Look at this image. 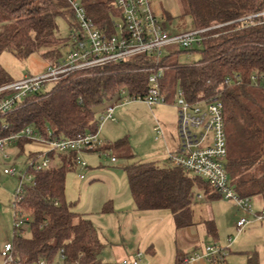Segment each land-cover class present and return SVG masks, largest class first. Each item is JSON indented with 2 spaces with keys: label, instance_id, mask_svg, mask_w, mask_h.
<instances>
[{
  "label": "trees",
  "instance_id": "obj_1",
  "mask_svg": "<svg viewBox=\"0 0 264 264\" xmlns=\"http://www.w3.org/2000/svg\"><path fill=\"white\" fill-rule=\"evenodd\" d=\"M71 1L0 0V55L10 52L26 60L42 52L47 62L59 60L60 50L68 48L69 38L57 35L56 19L65 18L71 30L78 26L70 9ZM77 1L99 29L114 32L112 23L120 19L115 0ZM181 1L182 16L190 17L192 30L235 21L264 10V0ZM239 28L238 23H234L206 34L199 46L200 60L194 65L180 64L175 59L179 51L166 56L160 64L167 69L162 90L169 98L180 88L191 103L214 99L222 102L228 140L226 167L232 186L242 197L261 196L264 199V25ZM153 66L151 58L138 56L124 63L76 72L49 92L29 96L15 111L0 119V138L26 127H33L42 134L51 131L54 138L95 133L106 103L125 94L129 97L146 94L149 73L141 70ZM254 75L263 76L258 86L252 81ZM238 77L242 84L226 83ZM10 82L12 78L0 65V86ZM2 124H6L7 129H2ZM22 140L17 144L20 147L29 142ZM105 151L125 160L135 156L126 138L103 145L97 152ZM31 157L36 158L37 154ZM59 157L62 166L33 172L31 184L26 185L23 199L14 209L15 213L31 218L27 221L30 237L14 234L15 264H40L42 261L55 264L62 256L64 264L75 261L101 264L99 256L103 245L97 229L67 201L65 182L69 170L64 158ZM50 158L54 160V154ZM124 170L138 210L168 209L174 215L177 228L191 223L195 186L218 195L206 182L187 177V172L181 168H158L153 163L139 161L127 165ZM104 211L108 212L109 206ZM191 254L178 253L176 264H184V258ZM248 264H257V261L250 256Z\"/></svg>",
  "mask_w": 264,
  "mask_h": 264
},
{
  "label": "built area",
  "instance_id": "obj_2",
  "mask_svg": "<svg viewBox=\"0 0 264 264\" xmlns=\"http://www.w3.org/2000/svg\"><path fill=\"white\" fill-rule=\"evenodd\" d=\"M115 6L120 13V22L117 24L113 21L114 32L108 33L97 27L79 1L72 0L70 9L75 15L78 26L72 29L69 35L68 51L65 57L62 61L59 59L49 63L47 70L39 76L24 77L22 80L0 86V119L15 111L29 96L49 92L50 90L47 91L49 84L54 87L76 72L124 63L138 56L149 57L154 63L153 67L141 70L149 73L147 92L143 96L128 97L123 104L134 100L146 104L150 109L164 105L167 99L162 90V80L167 69L160 64L171 53L169 50L184 48L193 51L194 45L199 47L203 43L206 34L234 23H238L240 28L264 25V10H262L235 21L213 24L186 32H170L154 14L149 0H115ZM214 36L218 37L219 34ZM176 51L178 50L175 49L172 52ZM262 78L263 76L254 75L252 77L254 85L258 86V81ZM226 83L240 85L242 80L239 77L236 80L230 78ZM175 94L178 95V100L174 104L178 110L179 145L175 152L168 154L171 166L192 173V176L205 181L220 197L232 201L246 214L253 216L254 221L264 222V206L261 210L254 211L249 204L250 199L242 197L232 186L226 167L228 140L222 102L214 99L191 103L180 88L176 89ZM114 109L115 106H107L104 109L99 117L98 129L107 121H115ZM2 129H7V125L2 124ZM154 130L158 137L162 136L160 127L156 126ZM97 133L98 130L95 133L73 138H54L51 131L42 134L33 127H26L18 133L0 138V151H3L7 145H17L22 139H37L52 147L51 151L42 153L41 156L30 161L28 170L19 179V185L14 193V209L23 199L27 183L32 182L33 172L52 167L51 154L63 157L64 165L69 171L80 173L86 170L87 165L82 160L83 153L97 152L103 146ZM114 161L115 158H112V162ZM14 174V169L4 171V175L13 176ZM83 178V175H79V179ZM15 214V228H21L20 219L23 215ZM249 224L248 218H241L237 221L236 227L242 231ZM12 251V242L5 243L1 251L3 264H15ZM202 258L213 264H224L225 252L217 246L206 247L201 254L195 253L184 258L183 263L192 264ZM64 259L62 256L61 260ZM71 264H79V262L75 261ZM121 264H140V255L131 260H124Z\"/></svg>",
  "mask_w": 264,
  "mask_h": 264
},
{
  "label": "rangeland",
  "instance_id": "obj_3",
  "mask_svg": "<svg viewBox=\"0 0 264 264\" xmlns=\"http://www.w3.org/2000/svg\"><path fill=\"white\" fill-rule=\"evenodd\" d=\"M149 2L156 17L165 23L171 32H186L193 29V22L190 17L182 16L184 6L181 0H149ZM115 21L118 24L120 19ZM56 23L57 35L63 39L69 38L72 31L69 22L63 17H58ZM175 49L179 51L175 55V59L182 65H194L200 60L201 48L196 45L193 46V52L187 53L188 50L185 51L184 48H173L169 52ZM67 51V47L60 50L62 55L60 61L63 60ZM41 53H35L26 60H20L10 52H3L0 55V65L14 82L28 76H39L47 70L49 63L55 62H47L43 59ZM52 88L53 85L49 84L47 91ZM128 97L127 94L122 98L117 96L106 103V107H116L114 111L115 121L103 123L98 129L97 136L102 145L112 144L123 138L128 139L135 155L134 158L125 160L115 157L110 152L99 153L93 151L83 153L82 160L87 165V169L80 173L76 171L67 172L65 182L66 199L76 206H73V209L84 213L85 217L91 220L97 228L98 235L103 243L99 256L101 264H121L124 260H130L132 257L129 254H124L122 249L123 246L129 248V245L137 242V238L142 240L141 245L138 241L139 246L134 244V247L131 246L133 248L130 249H132L131 251L140 249L143 261L148 257L151 260V256L146 253V250L154 243L159 254V259L155 260L154 264L158 262H160L159 264L161 262L173 264L177 230L169 210L149 211L145 213L146 215L142 217L143 219L139 224L133 222L132 217H129L134 225L133 232L121 230V234L127 239L124 244L120 242V248L116 246V243L118 245L119 242L113 241L116 247L112 249L111 244L104 237L108 234L112 235L114 233L115 236L118 234L115 229L118 227L119 220H122V216L112 215L111 211L106 213L103 208L109 200L116 201L117 198L114 194L118 195L119 191L129 188L125 185L127 176L124 168L139 161L154 162L157 167H166L169 164L167 161V158L169 159L168 153L173 151L178 144V110L174 104L178 100L177 94L172 96L173 98L170 99L168 104L161 105L162 107L158 106L153 110L139 101H126L123 104ZM158 110H162V113H158ZM156 126L160 127L163 132V137L159 139L156 138L157 134L154 132ZM22 141L24 143L29 141L23 145V149L18 145H7L3 151H0V245L6 240L12 242L15 233H21L26 238L31 236V229L27 222L31 219L29 215H24L20 219L22 230L15 228L14 193L19 185V179L28 170V165L32 160L31 155L41 156L42 153L52 150L50 144L40 142L37 139H24ZM54 158L55 161L51 163L52 166H62L61 158L56 154H54ZM112 158H115L114 162H112ZM226 160H228V157ZM12 169L15 170L13 176L4 175L5 170ZM79 175L84 176L83 181L79 180ZM192 175V173H189V176ZM1 176H4L5 179L1 180ZM29 184L31 182L27 183V185ZM197 194L203 195V190L197 191L195 195ZM112 196L114 198H111ZM196 200L198 203L197 210L205 208L208 204L205 199L202 201ZM249 204L254 211H259L264 206V199L261 196L253 197L250 199ZM206 207V210L203 209L202 211V216L199 217H205L208 210L213 213L218 238L214 239L209 236L204 225H197L200 238L198 243L203 250L206 247H220L225 252V260H228L232 251L234 252L236 248L250 249L249 251L256 250L257 263L264 264V223L254 221L253 216L246 214L245 211L224 197L214 200ZM197 213L198 211H196ZM241 218H248L250 224L239 231L236 223ZM120 255L125 256V259L118 260L117 257ZM235 261V264H247L246 255L244 253L238 254ZM0 264H3L2 259H0ZM55 264L64 263L58 258Z\"/></svg>",
  "mask_w": 264,
  "mask_h": 264
},
{
  "label": "crops",
  "instance_id": "obj_4",
  "mask_svg": "<svg viewBox=\"0 0 264 264\" xmlns=\"http://www.w3.org/2000/svg\"><path fill=\"white\" fill-rule=\"evenodd\" d=\"M175 92H176V90H175ZM175 92L173 93L172 96L175 95ZM171 98H173V97H169L168 98L166 96V99H167L166 100V104H168L170 102V99ZM166 104H164V105H166ZM156 107H158V106H156ZM156 107H154V108H156ZM160 107H162V106L160 105ZM154 108H151V110H153ZM114 111H115V109H114ZM158 111H159L158 113H162V110H158ZM114 113H113V115H114ZM114 119H115V117H114ZM154 132H155V130H154ZM161 137H163V132H162V136H160V137L157 136L156 138L159 139ZM178 145H179V134H178V144H177L176 148L173 151H170V152H175L177 150V148H178ZM21 148L23 149V147H21ZM54 161H55V158H54L53 162ZM167 161H168L169 164L166 167H163V168H172V166H171L168 158H167ZM146 163H153L156 166V164L154 162H146ZM158 168H160V167H158ZM186 175L190 179L195 178L194 176H189V173L188 174L186 173ZM126 176H127V174H126ZM120 178H122V176H120ZM4 179H5V177L4 176H1V180H4ZM79 180L80 181H83L84 178L83 179H79ZM125 181L128 182V184H126V182H125V185L127 187L129 186V188L128 189L124 188V190L121 191V192L119 191L118 195L114 194L115 198H117L116 201L115 200H112V199L109 200V202L106 203L105 206H104V208H103V211H104V209L109 206V211H111L113 213L112 215L118 214V215H121L122 216V220L121 221L119 220L118 227H117V229H115V232L117 231L118 234L116 236H115L114 233L112 235H109V234L108 235H104V237L106 238V241L111 244L112 249L114 247H116V246L120 248V246H121L120 245V242L122 244L125 243V240L127 238L125 239L124 235L121 234V230L122 229L125 230V231H128V232H133V226H134L133 225V222H136V223L139 224L140 221L143 219L142 217H144V215H146L145 213H147L149 211H159V210H165V211H167L168 210V209H157V210H146V211L138 210V208L136 207L135 202L133 200L132 194H131L130 184H129L128 177L125 178ZM202 182L204 184H206L205 181L202 180ZM199 190H201V191L203 190V195H201V194L195 195L196 192L199 191ZM114 196H112L111 198H114ZM218 198H220V196L214 194L213 191L210 190V191L207 192V191H205L203 189V187L195 186V188H194V201H193V204H192V207H191V223H190V225H188L186 227H183V228H177L174 215L169 210L171 212V216H172V219H173L175 228L177 230V232H176V234H177V237H176L177 240H176V249H175V259H174V263L173 264H176V259H177V254L178 253H181L182 255H186V254H191L192 253L191 255H193L195 253L201 254L203 252V249L199 246V243H198L199 240H200V238H199V234H198V231H197V225H199V224L204 225V227L206 229V233L209 236L213 237L214 239L218 238V230H217V227L215 225V218H214L213 213L210 212V210H208V212L206 213L205 217H199V216H202L203 209L207 208L206 206L208 204H210L211 202H213L214 200H216ZM196 199H198L199 201H202V200L205 199L206 203L208 202V204H206L205 208L199 209L201 212L199 210H197L198 203H197V200ZM73 206H75V205H73ZM74 211L76 213H78V214H80V215H82V216L85 217V214L84 213L78 212L75 209H74ZM109 211L106 212V213H110ZM196 211H198L197 214H196ZM129 217H132L133 222L130 221ZM86 219H88V218H86ZM259 223H261V222H259ZM262 223H264V222H262ZM213 229L215 230V232L212 231ZM258 229H262V228H258ZM98 237H99V235H98ZM99 240H100V237H99ZM113 241L119 242L118 245L116 243V246H114L115 244L113 243ZM138 241H140V245H141V241L142 240L140 238H137V242L134 243L137 246H139ZM7 242H9V241L6 240L5 242L1 243V245H0V259H2V257H1V251H2L5 243H7ZM100 242H101V240H100ZM101 244L103 245L102 242H101ZM134 244L129 245L130 246L129 248L127 246H125V247L123 246V249H122L124 254H126V255L129 254V256L132 257L131 259H134L138 255H140V264H142V263L143 264H154L155 260L159 259V254H158V251H157L156 246H155L154 243H152L149 246V249L146 250V253L150 254V256H151L150 259L151 260H149V257H148V259H145V261L142 260V253L140 252V249H137L135 251H131L132 249H130V248H133L134 247ZM131 246H133V247H131ZM234 250L235 251L234 252L232 251L231 256L228 257V260H226L224 262V264H235V262H236L235 261V257L238 254H243V253L246 255L247 264H248V259H249L250 256L251 257H254V259L257 261V251L256 250L255 251H253V250L249 251L250 249H241V248H238V249L236 248ZM121 258L124 260L125 259V256H123V255L121 256L120 255V256L117 257L118 260H121ZM159 263L160 262H158L156 264H159ZM161 264H172V263H169V262L168 263L167 262H161ZM192 264H212V263L207 262V261H205V259L202 258V259L196 260Z\"/></svg>",
  "mask_w": 264,
  "mask_h": 264
}]
</instances>
